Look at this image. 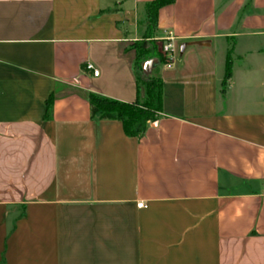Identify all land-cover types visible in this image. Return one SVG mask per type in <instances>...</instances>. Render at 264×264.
Masks as SVG:
<instances>
[{"label": "crops", "instance_id": "crops-1", "mask_svg": "<svg viewBox=\"0 0 264 264\" xmlns=\"http://www.w3.org/2000/svg\"><path fill=\"white\" fill-rule=\"evenodd\" d=\"M153 1L0 0V264H264V0L160 10L177 59L130 137L87 96L136 102Z\"/></svg>", "mask_w": 264, "mask_h": 264}, {"label": "trees", "instance_id": "trees-1", "mask_svg": "<svg viewBox=\"0 0 264 264\" xmlns=\"http://www.w3.org/2000/svg\"><path fill=\"white\" fill-rule=\"evenodd\" d=\"M175 2L176 0H154L147 6V32L142 41L133 44V49L136 52L135 66L140 73L136 102L125 103L89 94L87 98L91 105L92 118L119 120L123 124L126 135L130 137L142 136L147 130L148 124L158 120L163 110V81L158 76V71L162 65L166 64V60L153 41L149 42L151 46L146 45L145 42L147 39L151 40L154 37L160 10ZM153 60L158 61V63L154 64L152 73L148 75L144 71V65ZM231 75L232 61L228 57L224 85L231 78ZM142 86L145 87V98L143 101L141 99ZM55 98L56 95L52 94L47 100V116L52 112Z\"/></svg>", "mask_w": 264, "mask_h": 264}, {"label": "built area", "instance_id": "built-area-1", "mask_svg": "<svg viewBox=\"0 0 264 264\" xmlns=\"http://www.w3.org/2000/svg\"><path fill=\"white\" fill-rule=\"evenodd\" d=\"M164 57H166V65H174L177 59L176 50L172 42L166 43L162 46V52ZM87 70L92 71L95 76L99 75V71L96 69L95 65L92 63L87 64ZM140 207H145L144 203L139 204Z\"/></svg>", "mask_w": 264, "mask_h": 264}, {"label": "water", "instance_id": "water-1", "mask_svg": "<svg viewBox=\"0 0 264 264\" xmlns=\"http://www.w3.org/2000/svg\"><path fill=\"white\" fill-rule=\"evenodd\" d=\"M158 63V61L156 60H153V61H150L148 63H146L144 65V71L146 74H151L152 73V70H153V67H154V64Z\"/></svg>", "mask_w": 264, "mask_h": 264}, {"label": "rangeland", "instance_id": "rangeland-1", "mask_svg": "<svg viewBox=\"0 0 264 264\" xmlns=\"http://www.w3.org/2000/svg\"><path fill=\"white\" fill-rule=\"evenodd\" d=\"M153 43H155V42H153ZM155 44L158 46L157 43H155ZM149 46H151V45L149 44ZM158 50H159V52H162V47L159 48V46H158ZM162 55H163V53H162ZM163 57H164V55H163ZM164 58H165V60H166V62H167L166 57H164ZM144 98H145V87L142 86V87H141V99H142V101L144 100Z\"/></svg>", "mask_w": 264, "mask_h": 264}]
</instances>
